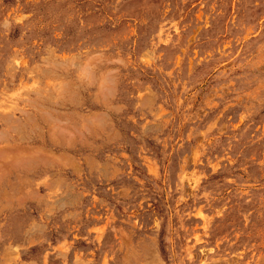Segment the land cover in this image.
I'll return each mask as SVG.
<instances>
[{"label": "rangeland", "instance_id": "obj_1", "mask_svg": "<svg viewBox=\"0 0 264 264\" xmlns=\"http://www.w3.org/2000/svg\"><path fill=\"white\" fill-rule=\"evenodd\" d=\"M0 264H264V0H0Z\"/></svg>", "mask_w": 264, "mask_h": 264}, {"label": "bare ground", "instance_id": "obj_2", "mask_svg": "<svg viewBox=\"0 0 264 264\" xmlns=\"http://www.w3.org/2000/svg\"><path fill=\"white\" fill-rule=\"evenodd\" d=\"M54 110V109H53Z\"/></svg>", "mask_w": 264, "mask_h": 264}]
</instances>
